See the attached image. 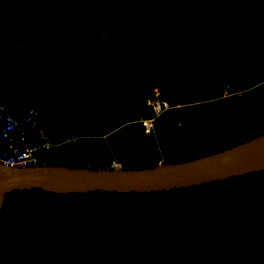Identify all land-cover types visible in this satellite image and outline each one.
<instances>
[{"label": "trees", "instance_id": "trees-1", "mask_svg": "<svg viewBox=\"0 0 264 264\" xmlns=\"http://www.w3.org/2000/svg\"><path fill=\"white\" fill-rule=\"evenodd\" d=\"M196 1L147 0L146 6L154 13L184 11ZM56 3L70 12L52 33L67 57L88 70L79 91L63 88L83 104L70 114L81 122L48 128L52 141L84 138L90 143L84 150L105 156V167L144 169L212 155L264 134V0H205L195 19L142 32L153 64L165 72L191 66L198 90L167 88L162 76H128L117 48L100 38L114 25L113 0ZM46 6L47 0H30L29 20L38 21ZM225 31L242 54L204 43ZM80 40L88 43V61L78 56ZM196 46L209 60L192 68ZM8 47L0 33V53ZM19 68L9 79L0 70L3 95H14L29 75ZM71 98L62 100L67 105ZM150 101L161 103L162 111L147 130L143 121L155 116ZM76 148L67 157L83 152ZM56 154L52 149L46 157ZM0 264H264V171L150 194L14 192L0 212Z\"/></svg>", "mask_w": 264, "mask_h": 264}, {"label": "rangeland", "instance_id": "rangeland-1", "mask_svg": "<svg viewBox=\"0 0 264 264\" xmlns=\"http://www.w3.org/2000/svg\"><path fill=\"white\" fill-rule=\"evenodd\" d=\"M146 1L139 0L135 5H131L128 0H113L110 10L115 17L114 25L109 31L102 32L100 38L117 48L121 60L126 65L128 76L133 78L162 76V83H165L167 88L201 89L200 87L197 88V81L192 78L191 66L182 68L180 71L184 70L183 72H170L167 68V72H165L164 68L154 65L152 61L153 51L150 50V43L142 32L145 29L158 28L167 23L182 25L195 19L202 11L205 0H197L193 6L184 11L166 9L161 13L151 12L146 6ZM29 2L30 0H0V33L4 35L5 41L9 44L8 49L0 53V70L5 71L7 79L13 75L19 66H21L19 70L24 67L25 74L29 70V75L23 78L21 84L16 86L17 97L9 96L12 105L27 109L37 103H44L47 110L42 112L41 119L44 117L45 127L56 132L57 129H60L59 126L68 122L64 127L68 129L81 122L80 117L73 118L70 114L71 111H81L83 104L74 103L71 98L73 93L71 91L66 92L63 88L79 91L80 83L85 81L88 66L83 68L79 64H74L64 52L60 38L52 33V27L57 20L70 11L58 7L56 0H47L44 15L38 21L33 22L28 18L27 7ZM204 39V43L211 46L212 51L225 49L238 54L243 53L238 50V44L231 38L228 31L210 35ZM87 45L86 41H79L78 56L81 61H88L89 59L86 53ZM195 52L197 56L193 57ZM191 53L192 68H195L198 63L209 60L208 52L197 46L191 50ZM30 64V68L27 69L25 66ZM160 73L165 74L161 75ZM155 92L158 91L155 90ZM170 94H174V91L170 90ZM103 95L101 93V97ZM65 96L71 98V102L67 105L62 100ZM99 104V102L96 103V108L102 110L103 105ZM119 104L117 103V105ZM86 109L92 110L88 107ZM65 140L67 141L65 142ZM88 144L90 143L84 138L74 135L65 137L59 146H54L58 154L52 157H46L47 153L41 154L42 159H45L43 165H52V162L54 165L59 162H72L77 166L84 164L86 167L96 166V168H100L101 162H104L103 166L105 167V156H102L101 159V156L95 151L84 150ZM70 145L72 148L69 147ZM75 146H80L83 152L67 157L71 150L77 149Z\"/></svg>", "mask_w": 264, "mask_h": 264}, {"label": "water", "instance_id": "water-1", "mask_svg": "<svg viewBox=\"0 0 264 264\" xmlns=\"http://www.w3.org/2000/svg\"><path fill=\"white\" fill-rule=\"evenodd\" d=\"M264 171V134L224 151L144 169L72 167L65 164L14 168L0 164V212L9 194L155 193L202 186Z\"/></svg>", "mask_w": 264, "mask_h": 264}, {"label": "built area", "instance_id": "built-area-1", "mask_svg": "<svg viewBox=\"0 0 264 264\" xmlns=\"http://www.w3.org/2000/svg\"><path fill=\"white\" fill-rule=\"evenodd\" d=\"M10 105L0 89V164L14 168L40 166L45 161L41 154L61 143L52 141L47 128L40 125L41 114L47 107L37 103L17 112ZM153 105L156 113L162 111L159 103ZM144 124L147 130L152 128L151 123Z\"/></svg>", "mask_w": 264, "mask_h": 264}, {"label": "clouds", "instance_id": "clouds-1", "mask_svg": "<svg viewBox=\"0 0 264 264\" xmlns=\"http://www.w3.org/2000/svg\"><path fill=\"white\" fill-rule=\"evenodd\" d=\"M157 91H158V89H156ZM158 93V92H157ZM159 94V93H158ZM157 94V95H158ZM153 101H150L149 103L151 104V105H153V103H152ZM154 103H159V102H154ZM160 105H161V103H159ZM165 105H166V107H165ZM154 106V105H153ZM163 106H164V108H167V109H169V107H168V105L165 103H163ZM176 107H182L181 105H177ZM161 113V112H160ZM160 113H156L155 112V116H154V118L153 119H151V120H145V121H143V124L145 123V122H147V123H151L152 124V127H153V125H154V123H155V119L160 115ZM145 125V124H144ZM117 164V163H116Z\"/></svg>", "mask_w": 264, "mask_h": 264}, {"label": "crops", "instance_id": "crops-1", "mask_svg": "<svg viewBox=\"0 0 264 264\" xmlns=\"http://www.w3.org/2000/svg\"><path fill=\"white\" fill-rule=\"evenodd\" d=\"M17 92L14 94V95H10L11 97H17ZM4 97H5V99L11 104L10 106L14 109V110H16L17 112H23V111H26V110H28L30 107H28L27 109H22V108H19V107H15V106H13L12 105V103H11V101H10V97L8 96V95H4ZM54 149V148H53ZM52 150V149H51ZM50 150V151H51ZM50 151H47V152H45V153H48V152H50Z\"/></svg>", "mask_w": 264, "mask_h": 264}]
</instances>
